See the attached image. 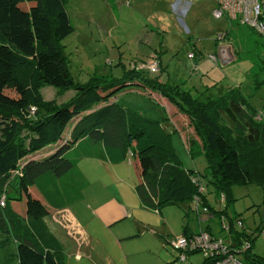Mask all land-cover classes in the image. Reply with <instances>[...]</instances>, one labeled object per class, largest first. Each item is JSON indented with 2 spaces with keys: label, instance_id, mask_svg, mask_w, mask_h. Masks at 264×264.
Masks as SVG:
<instances>
[{
  "label": "trees",
  "instance_id": "16d2710c",
  "mask_svg": "<svg viewBox=\"0 0 264 264\" xmlns=\"http://www.w3.org/2000/svg\"><path fill=\"white\" fill-rule=\"evenodd\" d=\"M67 3L0 0V196L6 195L5 207L0 206V234L6 237L0 242V264H62L61 247L43 221L51 214L45 190L54 184L52 177L60 178L72 168L64 155L84 136L122 149L138 176L136 189L141 202L157 212L193 202L199 196L203 211L215 215L212 219L226 214L224 210L217 215L204 193L199 194L204 176L222 201V197L228 200L234 185L264 188V116L247 102L239 88L216 98L208 96L206 90L203 96H196L178 85L161 82L155 75L164 68L155 55L128 71L119 83L96 76H91L89 82L76 81L61 45L74 32ZM214 6L216 9L215 1ZM221 19H226L231 29L234 21ZM224 39L229 42L226 36ZM151 62L157 64L156 72L146 68ZM257 68L253 76L258 85L257 78L264 79V61ZM146 87L172 109L168 127L171 125L173 132L181 136L192 158L204 160L208 174L184 167L162 122L150 121L119 102L120 94L127 92L125 88ZM46 88L56 90L58 97H70L60 104L45 100ZM154 99L163 105L160 98ZM68 129L72 130L70 137ZM46 148L48 152L41 154ZM16 184L22 197L7 199L4 188L12 189ZM22 198L24 212L19 214L13 201ZM229 220L233 227L236 218ZM185 232L184 227L179 236ZM233 233L236 236L231 248H239L243 245L242 234ZM11 234L16 240L15 255L7 254ZM250 251L251 246L245 251L246 263L264 264V258L249 255ZM182 253L186 259L202 253V264L214 262L200 250L189 251L187 247Z\"/></svg>",
  "mask_w": 264,
  "mask_h": 264
},
{
  "label": "rangeland",
  "instance_id": "374dc122",
  "mask_svg": "<svg viewBox=\"0 0 264 264\" xmlns=\"http://www.w3.org/2000/svg\"><path fill=\"white\" fill-rule=\"evenodd\" d=\"M214 8V0H68L67 12L74 32L62 40L61 45L70 60L74 79L81 83L89 82L91 76L106 81L112 80L115 83L122 82L128 71L141 67L155 55L161 60L164 68L155 75L160 76L161 82L178 85L186 91H192L196 96L202 95L206 90L207 95L213 98L239 88L247 102L263 112V114L260 113L263 118L264 79L258 76L259 84L257 85L253 75L258 70L257 66L264 61V36L250 26L239 22H233L229 29L226 19L214 18ZM225 33H228L227 46L230 50L227 46L223 48H228L229 51H227L231 52V59L228 62L219 60V48L222 43H216L217 37ZM190 54H194L195 57L190 58ZM212 55L217 56L218 60H211L209 57ZM144 89L151 90L149 87ZM144 89L131 91L130 88H125L127 92L120 94L118 100L123 106L139 112L138 114H142L148 120L162 122L161 124L171 135L172 145L180 162L186 169L202 172L206 167L204 160L192 158L181 136L173 132L171 125L168 127L167 123H170L168 118L173 115L172 109L164 107L154 99V96L152 98L145 93ZM43 96L45 100L59 104L66 102L70 97L67 94L58 97L56 90L48 88L44 89ZM101 106L103 105L96 109ZM30 112L35 113L32 110ZM76 121L78 124L79 121ZM49 148L40 153H47ZM205 174H208V171ZM206 181L204 176L201 185H204V195L210 202L209 205L213 207L217 215L224 210L226 212L219 219L210 220L213 232H216L218 227L223 228L225 218L226 226L242 234L241 244L243 245L239 247V250L235 248L233 251L241 253L234 254L235 258L244 260L246 251L244 249L247 246H251L249 255L264 258V236L262 235L264 188L256 185H234L230 189L228 200L225 198L222 201L214 193V188L208 186ZM17 186L18 184L12 189L7 186L4 188L8 191H6L7 199L22 197ZM13 205L19 214L24 212L23 198L13 201ZM188 205L190 207L187 209ZM193 206V202L190 201L168 206L167 210H162L164 213L169 211L173 214L174 221L179 227L181 222L186 220L194 234L179 236L180 231L179 235L167 237V240L168 238L172 240L171 246L169 244L172 249L170 254L178 253L179 257L176 262H173L172 257V260L161 264L202 263L204 258L202 253L191 255L184 263L179 261L180 239H194L204 233L202 229L207 230V224L200 222L202 218L200 214L204 213L203 207L200 204L196 210ZM208 212V216L214 215ZM229 218H236L233 220V227L230 225ZM175 236L179 238L176 239ZM220 237L224 239L227 246H230L228 237ZM4 238L6 237L0 234V242ZM200 249L199 244L198 250ZM15 251L16 240L12 238V245L8 252L14 254ZM220 256L224 258L223 255ZM118 264L125 263L118 262Z\"/></svg>",
  "mask_w": 264,
  "mask_h": 264
},
{
  "label": "crops",
  "instance_id": "0c3cea01",
  "mask_svg": "<svg viewBox=\"0 0 264 264\" xmlns=\"http://www.w3.org/2000/svg\"><path fill=\"white\" fill-rule=\"evenodd\" d=\"M134 90L141 91L131 88ZM153 96L168 108L160 95ZM71 131H66L67 136ZM64 158L73 166L60 178L52 177L54 184L45 190L51 214L43 220L61 247L62 264H161L172 257L173 262L178 261V253L170 254L167 237L180 231L183 234L184 227L186 235L194 232L186 220L179 227L173 214L162 212L168 207L157 212L144 206L136 189L138 176L120 147L84 136L72 144ZM212 217L202 216L200 222L207 224V230L202 231L228 237L231 246L235 230L224 233L218 227L213 232Z\"/></svg>",
  "mask_w": 264,
  "mask_h": 264
},
{
  "label": "built area",
  "instance_id": "2783aa9c",
  "mask_svg": "<svg viewBox=\"0 0 264 264\" xmlns=\"http://www.w3.org/2000/svg\"><path fill=\"white\" fill-rule=\"evenodd\" d=\"M214 1L217 4V8L214 9V12H213V16L215 19H221L223 17H227L234 22L238 21L242 25L250 26L257 32H259L262 36H264V0H258V1H255V0H214ZM225 36L228 37V33L219 35L217 37V41L220 44L222 43L219 49L220 50L226 49L228 60H230L231 52H228L230 50V47L227 46L229 42L227 40L226 42H224ZM225 46H227L229 50L228 48H223ZM192 56L193 55H191V57ZM209 58L213 61H217L218 59V57L214 55L210 56ZM146 68H148L151 72H156L158 70L157 64L153 62L149 63L146 66ZM204 192H205L204 185H200L199 194H203ZM222 198L225 199V197H222ZM5 202H6V195L2 194L0 196V206L5 207ZM200 203H201V200L199 196L194 198L193 200L194 209L198 210ZM204 211L206 210L204 209ZM238 224L241 225L239 221H238ZM222 227L225 229V232H228L230 230V227L226 226L224 221H223ZM262 235L264 236V231L262 232ZM179 244L180 245L178 247L179 249H181L180 251H185L187 247H189V251L198 250V245L200 244V247H201L200 251L205 253L207 257L208 256L212 257L214 260L213 264H246L243 262L244 260H239L235 258L234 256V254L241 253L240 251L233 252L234 249L231 248V246H227L223 240L216 238V237L214 238V236L206 232H204L199 237L194 238V239L192 238L190 240H187L185 238H182L180 239ZM247 248H250V246H247L244 249V251L247 250ZM237 249L239 250V248ZM220 255H223L224 258H221ZM179 261L181 263L186 262L187 261L186 255L182 253Z\"/></svg>",
  "mask_w": 264,
  "mask_h": 264
},
{
  "label": "water",
  "instance_id": "95a60500",
  "mask_svg": "<svg viewBox=\"0 0 264 264\" xmlns=\"http://www.w3.org/2000/svg\"><path fill=\"white\" fill-rule=\"evenodd\" d=\"M220 59L224 62H228L227 52L224 50L220 51Z\"/></svg>",
  "mask_w": 264,
  "mask_h": 264
}]
</instances>
